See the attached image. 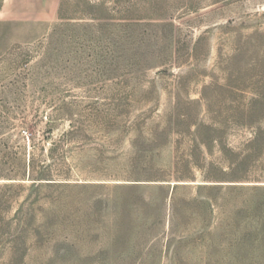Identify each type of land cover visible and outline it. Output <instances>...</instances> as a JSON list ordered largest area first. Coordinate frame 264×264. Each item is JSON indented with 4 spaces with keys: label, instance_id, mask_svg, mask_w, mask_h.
<instances>
[{
    "label": "rangeland",
    "instance_id": "obj_1",
    "mask_svg": "<svg viewBox=\"0 0 264 264\" xmlns=\"http://www.w3.org/2000/svg\"><path fill=\"white\" fill-rule=\"evenodd\" d=\"M0 264H264V0H0Z\"/></svg>",
    "mask_w": 264,
    "mask_h": 264
}]
</instances>
